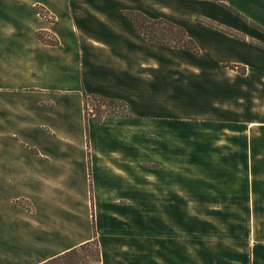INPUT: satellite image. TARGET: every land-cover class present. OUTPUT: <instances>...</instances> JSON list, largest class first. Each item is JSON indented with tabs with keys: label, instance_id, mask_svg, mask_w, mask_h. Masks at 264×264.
Wrapping results in <instances>:
<instances>
[{
	"label": "crops",
	"instance_id": "obj_1",
	"mask_svg": "<svg viewBox=\"0 0 264 264\" xmlns=\"http://www.w3.org/2000/svg\"><path fill=\"white\" fill-rule=\"evenodd\" d=\"M123 1L0 0V258L91 241L94 207L102 264H264V0H129L200 54L141 38ZM85 95L128 115L87 124Z\"/></svg>",
	"mask_w": 264,
	"mask_h": 264
},
{
	"label": "trees",
	"instance_id": "obj_2",
	"mask_svg": "<svg viewBox=\"0 0 264 264\" xmlns=\"http://www.w3.org/2000/svg\"><path fill=\"white\" fill-rule=\"evenodd\" d=\"M125 15L132 21L137 34L141 38L168 48L184 49L189 52L200 54L198 45L188 36L187 31L184 28L166 19H151L145 14L137 11H129L126 12ZM210 26L221 28L217 24H210ZM56 43L57 42H51L52 45H55ZM86 98L96 101L100 106L107 105L111 110H115L120 106L127 107L126 103L124 102L97 95H85V99ZM85 109L86 122L88 124L89 114L87 101H85ZM104 116L96 120V122H100ZM93 225L95 229V224L93 223ZM94 246H96V249L93 248ZM40 264H102L101 251L97 236H95L92 241L86 242L85 244L75 247Z\"/></svg>",
	"mask_w": 264,
	"mask_h": 264
},
{
	"label": "rangeland",
	"instance_id": "obj_3",
	"mask_svg": "<svg viewBox=\"0 0 264 264\" xmlns=\"http://www.w3.org/2000/svg\"><path fill=\"white\" fill-rule=\"evenodd\" d=\"M96 4L97 5H102L101 3H96ZM132 6L133 5L130 3L129 0H126V1L121 2V4H120L121 12H122L121 14H124L125 15V13L126 12H129V11H137V12H139V10L133 9ZM176 11L177 10H175V8H172V9L170 8V13L176 14ZM35 12L42 19H44L46 22L51 23V22H54V20H55V16L50 11H48L46 8H44L42 6H36L35 7ZM166 20H168V19H166ZM168 21L172 22L171 20H168ZM202 22H204L207 25L215 24V23H212V22H209V21L208 22L207 21H202ZM37 36H38V38L41 41L43 40L42 41L43 43H46V44L47 43L48 44H51V42H56L57 41V38L54 35H52L51 33L47 32V31H38ZM169 49L176 50L175 48H169ZM180 50H184V49H180ZM184 52H185V54H187L188 51L187 50H184ZM86 99L84 97V104H85V101H87V108H88V114H89L88 117H89V119L93 118L96 121L99 118L103 117L104 115H105L104 117L109 116V115L110 116H116L118 114L119 115H128V106L127 107L120 106L119 108H117L115 110H111L110 107L107 106V105L106 106L105 105L104 106H100L96 101H94V100H92L90 98H86ZM84 110H85V118H86V109H85V106H84ZM250 182H253V186L264 187V178L250 180ZM17 205L23 206L28 211H31L32 210L31 209V206L29 204H26V203H23V202H18ZM104 213H108V212H104ZM135 213H137V214H135ZM130 215L132 216L133 219L134 218H137L138 219L137 224H136L137 231L143 229V227H142L141 223L139 222V220H144L145 219V211H143V210L142 211H137V212H132L131 211ZM193 215H194L193 214V211H188V210L185 211V217L186 218H189V217L192 218ZM60 222L64 223L63 221H60ZM93 223L95 224V229H94V225L92 227L93 228V239H94L95 236H97V239H98V242H99V238H98V228H97V225H96V210H95L94 207H92V224ZM242 226L239 224V226L233 227L232 228V231H231L230 227H228L226 225L218 226L216 228V235L218 236V242L231 241V240H229L227 238H224L223 239V236H230L231 235V232H232V234L238 235V236H241V237L246 236L247 233H248L246 231V229H248V228H246L244 224ZM3 227H4L5 230H10V231L11 230H17V231H21V230H24V229L25 230L30 229L32 226H30L26 221H23L21 219H18V220H15L14 223L9 222V224H4ZM57 228L59 230L62 229L63 231H66V232H68V231L69 232H72V231L74 232L76 230H81V227L68 226V225H64L63 227L60 226V227H57ZM206 231H207V229H206ZM186 233H187V231H186ZM186 240H189V239L187 238ZM243 240L244 239H242V242L239 245H241V246L244 247ZM24 243H25V241L15 242V245L13 247H17V249H19L20 251H23V249L25 248V244ZM40 245L42 246V244H40ZM93 248L96 249V246H94ZM241 250H243V249H240L239 251H241ZM21 255H24V257H22ZM5 256L6 257L0 258V264H24V263H27V262H33V261H35V258H32V256H30V253H27V252H20V253H14V254L13 253H6Z\"/></svg>",
	"mask_w": 264,
	"mask_h": 264
}]
</instances>
